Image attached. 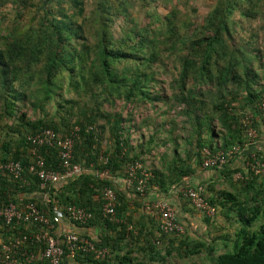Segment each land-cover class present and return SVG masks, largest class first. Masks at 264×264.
<instances>
[{"label":"trees","instance_id":"1","mask_svg":"<svg viewBox=\"0 0 264 264\" xmlns=\"http://www.w3.org/2000/svg\"><path fill=\"white\" fill-rule=\"evenodd\" d=\"M156 1L0 0V162L28 165L27 135L51 129L64 137L78 126L72 163L93 166L46 190L27 172L29 187L0 179V202L87 208L92 219L82 227L97 231L95 244L108 248L109 256L67 264H264V178L240 169L242 180H234L230 164L202 167L204 149L226 152L243 144L247 110L264 126L258 110L264 102V53L252 41L254 33L239 42L236 32L241 21L264 19V0H214L201 20H194L195 8L178 4L160 14ZM142 128L151 133L132 143ZM41 150L45 167L59 170L56 150ZM149 157L164 164L146 166ZM134 161L149 172L145 199L115 184ZM202 170L213 174L193 188L204 187L216 216L189 209L201 217L202 239L172 236L157 248V217L144 211L148 194L187 203L177 192L169 195L171 188L183 187V178ZM104 188L116 195L111 222L102 217ZM3 227L0 241L16 237Z\"/></svg>","mask_w":264,"mask_h":264},{"label":"built area","instance_id":"2","mask_svg":"<svg viewBox=\"0 0 264 264\" xmlns=\"http://www.w3.org/2000/svg\"><path fill=\"white\" fill-rule=\"evenodd\" d=\"M258 110L264 116V102L258 104ZM255 116L247 111L241 119L245 141L242 145H232L226 152L209 149L203 150L204 160L202 167L205 169H218L229 166L234 159H241L243 170L253 176L264 178V155H260L257 148L258 131L252 127ZM80 134L78 126L73 127L66 136L60 137L51 129H43L25 137L31 161L22 165L20 161L0 162V179L20 180L24 187H29L23 178L25 172L37 177L39 190H46L51 186L59 185L77 179L81 174L88 173L93 166L88 168L72 163L75 142ZM41 148H54L57 152L59 170L45 167V160ZM103 164L107 160L102 159ZM125 177L121 180L123 187L133 189L141 199H145V189L149 180L148 169L139 161L128 164L124 169ZM95 177L108 179L107 172H94ZM234 180H242V174L233 175ZM171 192L179 193L189 206L200 215L213 218L216 209L209 203L204 193L203 186L181 187ZM42 198L47 193L41 194ZM103 206L102 217L112 221L113 208L116 195L113 189L102 190ZM3 201V200H1ZM144 211L157 217L158 235L152 240L156 247L163 245L162 237L183 236L184 226L177 220L174 206L163 199L146 201ZM92 219V213L84 207L75 205L53 204L48 209L39 208L34 203L16 205L11 201L4 204L0 202V221L2 228L17 232L15 238L0 241V264H67L75 262L77 257H91L94 260H105L109 256L106 247H97L95 239L87 233V225ZM29 224L34 230H27ZM0 225V226H1ZM23 227L24 230L19 229ZM86 229V233L80 231ZM27 230V231H26ZM166 241V240H165Z\"/></svg>","mask_w":264,"mask_h":264},{"label":"rangeland","instance_id":"3","mask_svg":"<svg viewBox=\"0 0 264 264\" xmlns=\"http://www.w3.org/2000/svg\"><path fill=\"white\" fill-rule=\"evenodd\" d=\"M156 2L158 4V8L157 9H158L160 14H165L169 10V8L172 7V5H174V4H178L180 9H182V10L184 8H186L187 10L191 11L192 8H195L196 9V14H193L191 12L192 15L195 16L194 20H197V19L201 20V18L204 17L207 14V12L211 9V7L214 4V0H157ZM141 12L142 11H140L139 13H137L135 15V18L137 20H140L141 17H142L141 16ZM117 30H118V28L116 26L114 31L117 32ZM236 32H237V40L239 42H241L242 40H247L248 41L249 38H250L251 33H254L256 35V37L252 38V41L256 40V45L255 46L259 47V49L264 53V19L259 18V19L255 20V21H253L252 23H247V22L241 21L239 23V25H238V28H236ZM163 79L166 80V82H168L170 80V74L166 73L163 76ZM260 79L262 80V83L264 84V73L263 72L260 74ZM163 88H165V86ZM166 89H167L166 91L168 93H170L171 90L169 88H166ZM164 109H165V107L160 109V112L163 111ZM175 110L177 112L179 110V108H176ZM247 111H249V110H247ZM29 114L31 115V113H29ZM170 114H172V113H170ZM143 116H144V114H143ZM155 118L157 119L158 116L155 115L154 119ZM170 120L171 119H167L166 121H170ZM179 120L181 121V117L179 118ZM136 122H138V123L140 122V118L139 117H136ZM215 126H216L215 130L217 132H220L219 126L217 124ZM150 133H151L150 131H146V129H144V128L140 129V132L133 133V135H132V143H138L137 140H138V137L140 136V134H144L145 139H147V137H148V135ZM175 134H177V133L175 132ZM13 138L15 139L16 135H14ZM106 142H107V138H106ZM163 151H164V149H160L159 150V152H163ZM155 153L158 154L157 152H155ZM151 162H153L154 165H157V164H159V165L161 164L162 165V164H164V160L158 161V159L157 160H153L151 157H149L146 160V166H150ZM196 236L197 237L200 236L198 234V232H197ZM201 237L202 236H200L199 238L202 239ZM168 239L169 238L162 237L161 240L164 241V240H168ZM174 239H176V238H174ZM177 244H178V242L175 243V245H177ZM201 256L203 257V254H201ZM186 264H188V263H186Z\"/></svg>","mask_w":264,"mask_h":264},{"label":"crops","instance_id":"4","mask_svg":"<svg viewBox=\"0 0 264 264\" xmlns=\"http://www.w3.org/2000/svg\"><path fill=\"white\" fill-rule=\"evenodd\" d=\"M257 124H258V140L256 146H257V150L260 151L262 155H264V130H263V126L260 125L261 123L259 120H257ZM242 165H243L242 160L238 158L230 162V167L231 169H233L234 174L239 172L240 169L243 170ZM212 174H213L212 172H204L203 170L199 171L192 177L183 178L182 179L183 186L184 184H189L191 187H193L197 184H202V182H204L205 179H207L208 177H211ZM115 181L120 182V183L115 182L117 187H119L120 189L124 188L123 182L121 183V180H115ZM171 193L172 192H170L169 195ZM162 196L164 195L162 194ZM148 197L150 198L151 201H153L158 197V193L150 192L148 194ZM162 199L174 206L178 221L185 227L186 236H188L189 238H193L196 236V232H199L198 233L199 235L202 234L204 228L202 225L203 222L201 221V217L193 211L188 212V210L191 209V207L186 202L177 199L176 196H172L169 199L166 198H162ZM80 231L86 233L87 230L81 229ZM87 233L89 234L90 237L94 239L97 237V231L93 229L91 230L89 229Z\"/></svg>","mask_w":264,"mask_h":264},{"label":"clouds","instance_id":"5","mask_svg":"<svg viewBox=\"0 0 264 264\" xmlns=\"http://www.w3.org/2000/svg\"><path fill=\"white\" fill-rule=\"evenodd\" d=\"M254 119H257V120H259L257 117H255ZM260 121V120H259ZM261 123V122H260ZM242 124V123H241ZM260 125H262V124H260ZM263 126V125H262ZM75 127V126H74ZM256 128V127H255ZM257 129V131H258V127L256 128ZM244 130H245V128H243V126H242V131L244 132ZM263 130H264V126H263ZM258 137V136H257ZM258 140V139H257ZM243 141H245V137H243ZM256 148H257V146H256ZM259 153H260V151H258ZM238 173H240V172H238ZM236 174V173H235ZM216 214H217V212H216ZM202 216V215H201ZM216 216V215H215ZM214 216V217H215ZM202 217H204V216H202ZM213 217V218H214ZM210 219H212V218H210ZM185 228V227H184ZM168 242V240H166V241H164L163 242V244H165V243H167ZM163 246V245H162ZM158 248V247H157ZM159 248H161V247H159Z\"/></svg>","mask_w":264,"mask_h":264}]
</instances>
